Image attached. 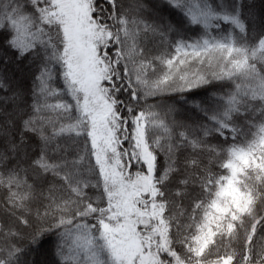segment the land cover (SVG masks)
Masks as SVG:
<instances>
[{
	"label": "snow or ice",
	"instance_id": "1",
	"mask_svg": "<svg viewBox=\"0 0 264 264\" xmlns=\"http://www.w3.org/2000/svg\"><path fill=\"white\" fill-rule=\"evenodd\" d=\"M0 264H264V0H0Z\"/></svg>",
	"mask_w": 264,
	"mask_h": 264
},
{
	"label": "trees",
	"instance_id": "2",
	"mask_svg": "<svg viewBox=\"0 0 264 264\" xmlns=\"http://www.w3.org/2000/svg\"><path fill=\"white\" fill-rule=\"evenodd\" d=\"M257 5L259 6V0H256ZM53 257L51 256V254H49L47 257H43L42 259H47V260H51Z\"/></svg>",
	"mask_w": 264,
	"mask_h": 264
}]
</instances>
